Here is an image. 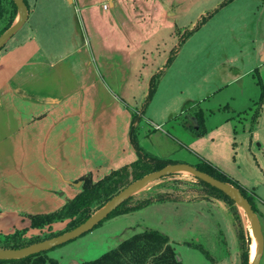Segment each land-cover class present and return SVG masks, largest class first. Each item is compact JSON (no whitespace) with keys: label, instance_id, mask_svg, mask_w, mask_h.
<instances>
[{"label":"crops","instance_id":"obj_1","mask_svg":"<svg viewBox=\"0 0 264 264\" xmlns=\"http://www.w3.org/2000/svg\"><path fill=\"white\" fill-rule=\"evenodd\" d=\"M25 1L28 21L0 52V233L4 234L30 227V215L62 209L81 193L82 178L91 175L99 181L138 161L131 138L135 115L137 122L141 118L139 134L147 147L153 138L159 141L166 126L183 133L191 146L209 134L208 130L205 136L197 135L198 121L186 115L201 108L196 101H184L186 91L171 85L174 77L169 81L173 62L185 46L187 0ZM252 1L264 12V0ZM260 26L264 30V23ZM252 41L249 46L255 44ZM254 49L248 59L241 50L227 55L225 63L230 62L233 72L230 85L249 78L250 90L257 94L248 96L244 110L226 106L233 119H242L247 112L242 135L241 121L234 125L235 137L242 138L245 156L249 147V162L260 177L231 173L230 177L254 192L264 217V193L259 190L264 187V103L257 104L261 96L257 78L264 83V44ZM241 57L247 64L240 63ZM156 76V94L148 102ZM180 116L186 118L175 125ZM150 147L155 156L164 154L153 144ZM207 202L149 207L175 206L184 211ZM232 236L236 238L235 230Z\"/></svg>","mask_w":264,"mask_h":264},{"label":"rangeland","instance_id":"obj_2","mask_svg":"<svg viewBox=\"0 0 264 264\" xmlns=\"http://www.w3.org/2000/svg\"><path fill=\"white\" fill-rule=\"evenodd\" d=\"M227 1L187 0L183 25L188 29L183 30L185 32L182 34V37L185 36L183 39L185 46L179 58L173 62L174 66L169 79L170 81L174 77L171 85L177 89L182 87L181 89L186 91L187 98L184 101L189 99L190 102L191 100L196 101V104L204 111L209 134L203 137L198 144L193 143L191 146L186 143L187 138L183 133L166 126L164 128L166 133L160 132L161 136L158 138L164 145L160 147L155 142L157 141L155 138L152 139L154 141L152 144L158 147L160 152L164 151V154L160 156L167 160L184 161L192 166H199L206 162L218 168L220 166L219 169L228 173V176L230 173L237 177L253 174L258 178L260 174L254 168L253 163L249 162L252 160L249 147L246 148L245 156L242 138L235 137L234 128L240 121L242 124L238 126V132L240 135L243 133L241 127L245 126L247 112L243 113L240 121L237 117L233 119L234 116L231 117L230 112L233 108L244 110L247 107L248 96L256 95L257 92L256 90L251 92L249 78L233 86L230 85L233 72L230 71V62H225L228 60L227 55L239 53L241 50L245 52L243 58L248 59L249 55L255 51L254 46L256 49L263 46L264 30L260 23H264V16L261 15L264 12L262 8L258 9L254 6L252 0H232L222 7ZM194 24L196 25L191 28ZM18 37L20 34L16 36ZM251 40L255 41V44L249 46ZM14 41H10L8 45ZM240 63L247 64L245 60L242 61V57ZM227 104L230 107L229 111L225 108ZM199 110L189 112L193 122L198 121L196 111ZM180 122L175 120L174 123L176 125ZM141 127L140 125L139 129ZM139 129L136 136L141 146L153 154V149L150 147L152 141L148 147L144 146ZM254 148L253 151H256ZM169 179L197 183L196 179L188 173H180ZM161 182L163 181L135 194V199L154 195L157 191L158 193L167 192L168 189L158 188L157 185ZM259 190L260 193H264L263 186ZM249 191L254 193L252 190ZM185 202L173 203L179 205ZM208 202L202 208L192 206L193 208L184 211L175 206L160 205L112 217L78 239L48 251L47 256L57 260L60 264L91 262L117 248L134 234L145 229H153L170 238L182 264H241L240 250L237 251L239 247L237 235L236 238L232 236L235 228L230 213L221 198ZM256 207L258 209V205ZM241 213L246 230L251 234L247 225L251 227L248 216L244 211ZM259 217L264 233V217L263 215ZM67 224L68 221L62 224L57 223L51 229L44 231H37L30 226L26 228L29 229L26 237L45 238L52 233L64 230ZM260 264H264V253Z\"/></svg>","mask_w":264,"mask_h":264},{"label":"trees","instance_id":"obj_3","mask_svg":"<svg viewBox=\"0 0 264 264\" xmlns=\"http://www.w3.org/2000/svg\"><path fill=\"white\" fill-rule=\"evenodd\" d=\"M231 1L232 0H228L222 7L229 4ZM17 16L18 9L13 0H0V36L13 26ZM158 77L156 76L153 79L148 102H150L156 94ZM257 84L261 90V96L257 104L262 105L264 103V83L260 78H257ZM225 108L229 111V107L225 106ZM188 115L189 114H187L186 117H188ZM196 115L199 124L197 135L205 136L208 133L205 113L201 109L199 112H196ZM186 117L180 116L175 120L182 122ZM138 118L139 117L135 115L134 126L131 130L132 143L139 155L138 161L111 172L99 181H95L91 175L82 178L81 181L83 182V186L81 193L75 199L69 201L62 209L50 214L29 216L31 221L30 228L32 229L44 231L46 229H51L53 225L57 223H65L68 221L67 227L64 230L52 233L45 238L40 236L27 238L26 236L29 229H17L11 234L0 233V250L22 249L69 232L89 220L114 196L131 183L141 179L147 174L159 171L170 164L179 163L177 161L155 156L147 152L141 146L136 136L141 121L140 118V121L137 122L136 120ZM195 167L218 180L230 183L240 189L245 198L251 203L255 212L257 214L259 213L255 203L256 195L242 187L218 167L206 162ZM196 181L197 183L171 179L165 180L157 186L158 188L168 189L167 192L158 193L157 191L154 195L138 199H135L133 196L110 214L106 220L144 209L157 203L176 201L201 202L221 198L233 220L239 244L241 264H249L252 239L250 233L246 230L244 219L238 206L218 189L198 179H196ZM102 223L100 225H102ZM47 253L48 252H42L18 260L0 261V264H60L57 260L49 258ZM81 264H182V261L167 235L157 230L145 229L140 233L134 234L117 248L105 253L99 259Z\"/></svg>","mask_w":264,"mask_h":264},{"label":"water","instance_id":"obj_4","mask_svg":"<svg viewBox=\"0 0 264 264\" xmlns=\"http://www.w3.org/2000/svg\"><path fill=\"white\" fill-rule=\"evenodd\" d=\"M17 9L18 16L11 28L0 36V52L6 47L8 42L23 28L29 18V10L25 0H13ZM188 173L193 178L209 184L210 186L218 189L233 200L238 206L239 210L244 211L248 216L251 228L255 231L258 240L259 249L252 260L251 252L253 245V236L250 234L252 244L250 247V263L260 264L262 255L264 253V233L259 215L253 209L251 203L245 198L240 189L231 185L230 183L218 180L211 175L198 170L195 166L187 163L170 164L159 171L147 174L141 179L131 183L124 190L114 196L103 208L95 213L89 220L81 224L77 228L66 232L54 238L46 239L42 242L30 245L22 249L0 250V261L18 260L29 257L31 255L48 252L54 248L63 246L72 242L79 237L93 231L98 225L105 221L110 214H112L119 206H121L129 198L133 197L140 191L151 187L160 181L168 180L169 177L180 174Z\"/></svg>","mask_w":264,"mask_h":264},{"label":"bare ground","instance_id":"obj_5","mask_svg":"<svg viewBox=\"0 0 264 264\" xmlns=\"http://www.w3.org/2000/svg\"><path fill=\"white\" fill-rule=\"evenodd\" d=\"M248 223V222H247ZM248 225V227L250 228V232H251V234H253L252 236H253V245H252V252H251V258H252V260L255 258V256H256V254H257V252H258V249H259V245H258V240H257V237H256V235H255V231L253 230V228H251L250 226H249V224H247Z\"/></svg>","mask_w":264,"mask_h":264},{"label":"built area","instance_id":"obj_6","mask_svg":"<svg viewBox=\"0 0 264 264\" xmlns=\"http://www.w3.org/2000/svg\"><path fill=\"white\" fill-rule=\"evenodd\" d=\"M107 7V6H106ZM161 127H157V129H160Z\"/></svg>","mask_w":264,"mask_h":264}]
</instances>
